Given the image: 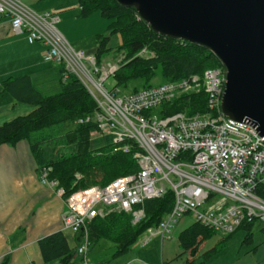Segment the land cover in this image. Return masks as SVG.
<instances>
[{
    "label": "built area",
    "instance_id": "1",
    "mask_svg": "<svg viewBox=\"0 0 264 264\" xmlns=\"http://www.w3.org/2000/svg\"><path fill=\"white\" fill-rule=\"evenodd\" d=\"M0 16L8 20L12 33L42 44L43 60L63 69L62 81L74 76L95 99L97 111L79 122L93 120L94 132L108 137L114 151H128L127 141L137 148V172L68 195L47 178V169L41 171V182L55 188L63 200L62 229L80 235L75 248L79 264H89L91 219L124 211L136 223L144 215L136 207L167 190L173 191V207L159 225L143 233L141 244L156 235L168 239L172 226L184 216L222 236L233 234L243 223L264 222V137L252 125L221 112L225 70L208 68L202 75L121 92L105 82L113 78L123 57L98 60L95 51L72 46L57 28V11L38 13L23 0H0ZM144 53L145 49L139 52ZM201 93L205 113L160 115L163 104Z\"/></svg>",
    "mask_w": 264,
    "mask_h": 264
},
{
    "label": "trees",
    "instance_id": "2",
    "mask_svg": "<svg viewBox=\"0 0 264 264\" xmlns=\"http://www.w3.org/2000/svg\"><path fill=\"white\" fill-rule=\"evenodd\" d=\"M76 3L80 17L98 12L109 20L105 32L97 36L95 54L98 60L103 58L104 52L113 49L109 46L111 36H120L121 43L115 50L122 52L123 60L113 76L116 86L127 90L129 83L140 80V85H134L130 89L137 91L152 86L150 82L157 74L160 76V83H163L185 79L194 74L202 75L208 68L224 70L207 48L154 32L138 17L134 8L122 6L117 0H76ZM143 49L148 55L139 54ZM58 67L59 88L50 95L43 94L28 74L9 75L0 81L1 93L9 94L16 103L34 107L30 112L0 125V146L27 141L37 172L40 174L43 169H47V178L56 181L65 195L137 172L139 168L133 158V153L137 150L134 142H126L129 144L128 151H114L111 144L90 147V136L96 130V123L93 120H79H84L97 111L96 101L74 76L70 75L62 81L63 69ZM158 110L162 116L176 112L193 115L207 111L202 93L180 96L163 104ZM173 202L172 190H167L160 197L144 200L136 207H141L144 211L143 217L136 223L132 222L131 213L124 211L110 212L91 219L87 224L90 247L101 240H107L113 244V257L127 252L148 228L159 225L171 211ZM254 222L243 223L238 228L246 231L245 242L252 241ZM260 231L263 239L259 244L264 246V222ZM215 234L212 229L193 222L180 232L179 245L183 252L194 257L201 244ZM229 236L222 237L205 251L202 254L204 261L216 254ZM79 240L80 235L74 233L72 246L64 231L42 237L38 240V246L43 261L75 264L73 258ZM8 262L9 255L0 259V264ZM191 263L192 260L187 261V264Z\"/></svg>",
    "mask_w": 264,
    "mask_h": 264
},
{
    "label": "crops",
    "instance_id": "3",
    "mask_svg": "<svg viewBox=\"0 0 264 264\" xmlns=\"http://www.w3.org/2000/svg\"><path fill=\"white\" fill-rule=\"evenodd\" d=\"M67 20L65 16L59 23L63 22L64 31L71 36L70 20ZM42 51V44L29 43L25 35L12 33L8 20L0 16V81L9 75L28 74L36 85L33 79L36 74L38 83L43 86L55 82L59 67L54 66L56 73H53V68L48 65L54 64L43 60ZM47 70L52 73L48 75ZM31 110L32 105L16 103L9 94L1 93L0 85V125ZM23 141L0 146V259L9 255L8 264H58L43 261L38 240L56 231H67L62 229L64 203L53 187L41 182L34 158L29 155V145ZM190 219L180 225L182 220L176 222L168 239L153 236L147 244L140 243L137 248H130L116 257L112 256V251L111 260L100 264H138L139 260L150 264H187L191 260V264H264V246L261 244L240 247L237 251L233 247L206 261L202 254L210 248L203 245L205 241L196 256L183 252L178 236L193 223ZM66 237L73 243V232ZM74 261L79 264V256Z\"/></svg>",
    "mask_w": 264,
    "mask_h": 264
},
{
    "label": "water",
    "instance_id": "4",
    "mask_svg": "<svg viewBox=\"0 0 264 264\" xmlns=\"http://www.w3.org/2000/svg\"><path fill=\"white\" fill-rule=\"evenodd\" d=\"M154 32L207 48L225 70L221 112L264 137V0H117Z\"/></svg>",
    "mask_w": 264,
    "mask_h": 264
},
{
    "label": "rangeland",
    "instance_id": "5",
    "mask_svg": "<svg viewBox=\"0 0 264 264\" xmlns=\"http://www.w3.org/2000/svg\"><path fill=\"white\" fill-rule=\"evenodd\" d=\"M23 3L38 13H42L48 10H55L59 13L61 20L65 16L68 17V20H70L69 21L70 23L68 24V29H69L71 36H69L67 32L64 31L63 22L57 24L58 30L64 35V37L70 42L72 46H74L75 48H82L87 51H96L97 46H98L97 36L105 32V28L109 22V20L103 18L98 12L92 13L91 15L87 17H80L79 7H78V4L76 3V0H23ZM120 43H121L120 36L118 34L112 35L109 40V46L113 47V49L111 51L104 52L102 57L104 59L114 60V61L117 60L118 58H121L122 52H118L115 50V48L118 45H120ZM144 55L146 56L148 55V53L146 52L144 53ZM48 66L53 68V73H56L54 66H58V65L54 64L53 66L51 65H48ZM14 69H16V67H14ZM46 73H48L49 75L52 72L47 70ZM13 76H16V75L13 74ZM58 76L59 74L57 71V78ZM57 78H56L57 82L55 81L53 83H49V85L43 86L41 85V83H38L37 81L38 77L36 76V74H33V79L35 80V82H37L36 83L37 88L45 95L54 94L58 91L59 85H58ZM160 81H161L160 76L159 74H157L156 77L150 82V84L154 85V84L160 83ZM140 83H141L140 80L135 81L133 83L132 82L129 83L128 86L126 87L127 90L120 86H117V87L121 92L123 91L130 92L132 91L130 89H132L134 85H140ZM113 85H115V81L112 77H110L105 82V86L107 88H111ZM32 108L34 107L32 106ZM25 142L27 143V141ZM109 143H111V140L108 137L103 136L101 133L99 132L91 133V136H90V147L91 148H96L102 145H107ZM29 155L32 156L30 151H29ZM38 176L40 177V174ZM179 220H182V221L179 222ZM190 221L191 219L189 217L188 218L185 217L183 219L177 220V222H179L178 225L187 223ZM262 223L263 222L261 221H255L253 223L251 242L244 241L246 231L240 228L224 240V243L221 244L219 251L214 255H218V254L221 255L223 252H229L230 250H232L233 247H235V251H237L238 248L240 247L259 245V243L263 239V233L260 231ZM172 230L173 229L171 228L169 236L172 235ZM65 233L66 235H70V231L68 230L65 231ZM222 237H225V236H222V234L220 233H216L211 238L206 240L203 245H206L209 248H211L217 242V240H219ZM140 239L141 238H139V240H137L131 246V248H137L140 245ZM70 244L73 246V243L71 241H70ZM113 248H114L113 244L107 240H101L99 243L93 245L88 252L89 264H100V262L106 263L107 259L111 260L110 257H111ZM207 250L208 249L204 251H207ZM230 254L231 252L228 253V256H227L229 257V259H230ZM77 257H78V254L75 253L73 259L75 260ZM226 258H223V259L227 260Z\"/></svg>",
    "mask_w": 264,
    "mask_h": 264
}]
</instances>
